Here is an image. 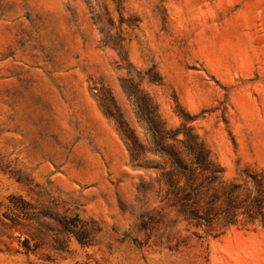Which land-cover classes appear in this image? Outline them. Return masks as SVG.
<instances>
[{
	"label": "rangeland",
	"instance_id": "obj_1",
	"mask_svg": "<svg viewBox=\"0 0 264 264\" xmlns=\"http://www.w3.org/2000/svg\"><path fill=\"white\" fill-rule=\"evenodd\" d=\"M119 2L0 0V264H264L260 226L171 206L126 96L190 120L227 182L264 172V0Z\"/></svg>",
	"mask_w": 264,
	"mask_h": 264
},
{
	"label": "trees",
	"instance_id": "obj_2",
	"mask_svg": "<svg viewBox=\"0 0 264 264\" xmlns=\"http://www.w3.org/2000/svg\"><path fill=\"white\" fill-rule=\"evenodd\" d=\"M116 1L117 9L121 10V3ZM89 9L93 25L104 36L103 45H111L120 57L126 58L118 37L104 28L101 18L93 13V7L89 6ZM126 96L135 106L137 121L144 129L150 151L163 164L153 168L160 171L166 186V198L172 207L191 222L208 227L214 222L219 223L222 229L219 235L238 224L258 225L264 229V172L237 170V178L227 182L223 169L211 159L203 142L188 126L190 120L184 119L177 130H166L152 101H149L148 112L139 91ZM119 134L128 150L130 162L137 163L138 150L129 143L131 136L122 128Z\"/></svg>",
	"mask_w": 264,
	"mask_h": 264
}]
</instances>
